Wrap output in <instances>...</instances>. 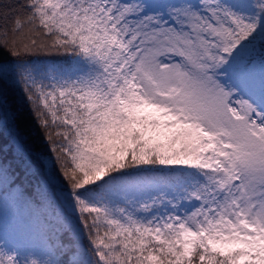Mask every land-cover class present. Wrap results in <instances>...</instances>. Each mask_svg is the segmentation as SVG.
I'll return each instance as SVG.
<instances>
[{"label": "snow or ice", "instance_id": "6c2138e0", "mask_svg": "<svg viewBox=\"0 0 264 264\" xmlns=\"http://www.w3.org/2000/svg\"><path fill=\"white\" fill-rule=\"evenodd\" d=\"M4 58L0 264H264V0H0Z\"/></svg>", "mask_w": 264, "mask_h": 264}, {"label": "trees", "instance_id": "16d2710c", "mask_svg": "<svg viewBox=\"0 0 264 264\" xmlns=\"http://www.w3.org/2000/svg\"><path fill=\"white\" fill-rule=\"evenodd\" d=\"M3 62L7 68L3 78L0 79V88L4 89L12 97L20 118L29 127L31 132L30 143L33 149L51 155L48 151L49 145L44 139V130L40 128L34 118L29 102L21 90V86L16 83L15 74L11 69L12 61L4 58ZM34 184L35 181L31 183L25 182L24 189L26 190V196L35 194ZM25 215L26 209L15 201L11 189L0 182V236H3L6 232L11 244L39 250L42 247L39 238L31 235L22 226Z\"/></svg>", "mask_w": 264, "mask_h": 264}]
</instances>
